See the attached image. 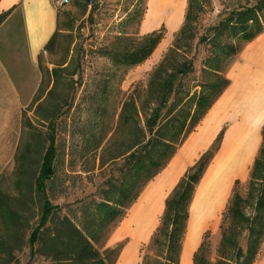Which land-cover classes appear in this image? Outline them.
Masks as SVG:
<instances>
[{"label":"trees","instance_id":"trees-1","mask_svg":"<svg viewBox=\"0 0 264 264\" xmlns=\"http://www.w3.org/2000/svg\"><path fill=\"white\" fill-rule=\"evenodd\" d=\"M92 1L86 0V9L94 6ZM135 1L134 11L120 23L121 31L114 37L112 47L99 51L111 70L98 79L96 90L79 102L86 55L76 46L71 49L75 31L59 29L58 16L57 30L38 56L40 69L43 53L54 56L61 39L68 42L65 54L51 60L53 67L46 71L52 86L33 100L36 125L24 112L26 140L19 148L13 175L16 195L0 189V264H18V254L27 248L31 256L49 258L56 264H116L113 256L118 249L101 252L98 247L106 243L113 226L124 219L144 188L168 166L229 87L226 71L232 59L264 31V0H260L253 7L230 12L210 29L209 35L200 36L199 20L207 0H188L183 26L174 35L171 48L149 73L147 84H138L125 95L117 120L108 123L116 71L145 63L164 38L163 30L143 36L128 34L127 28L138 24L144 14L145 0ZM9 14L0 15V26ZM197 39L209 47V54L201 79L190 86L185 79L194 72L190 52ZM73 109L72 136L78 143L77 151L98 156L101 167L123 163L117 167V175L107 181L99 199L82 202L75 210L68 206L63 213L64 208L53 203L50 192L60 156L59 123L64 117L70 118ZM261 135L262 145L250 172L247 196L234 194L227 207L224 219L229 225L221 226L215 264H254L264 243V126ZM211 159L209 153L202 155L167 198L160 225L141 264H181L190 205ZM248 204L254 207V217L244 211ZM246 231L249 237L244 254L240 237ZM207 239L208 233L193 255V264H213L207 257Z\"/></svg>","mask_w":264,"mask_h":264},{"label":"rangeland","instance_id":"rangeland-1","mask_svg":"<svg viewBox=\"0 0 264 264\" xmlns=\"http://www.w3.org/2000/svg\"><path fill=\"white\" fill-rule=\"evenodd\" d=\"M59 16V29H73L76 40L71 49L85 54L80 82L82 83L77 101L89 92L96 90L98 79L111 70L108 60L99 51L111 48L114 37L119 35L120 23L134 11L135 0H94V6L85 8L86 0H70L69 4L58 6L52 0ZM177 1V3H176ZM260 0H207V6L199 20L201 35H209L210 29L218 25L232 11L243 7H253ZM163 3L159 7L160 3ZM167 3L175 7L176 14H170ZM188 0H145L144 14L138 24L127 28L131 36H143L155 30H163L164 38L152 56L142 65L130 69H119L115 73V88L110 96L111 118L108 123L117 120L121 104L126 94L136 85H146L149 73L161 61L171 48L174 35L183 26ZM168 9V11H167ZM170 11V12H169ZM167 12V13H166ZM93 15V19L89 16ZM82 29L81 34H78ZM62 33H66L62 31ZM264 38L243 46L242 52H255L261 49ZM67 41L61 39L54 52L43 53L41 62L38 56L30 59L28 55H5L0 48V189L15 196L14 171L20 146L26 140L23 133V115L36 125L34 98L45 94L52 86L47 69L53 66L51 60H59L65 54ZM20 52V49H17ZM232 59L226 71V77L232 78L233 85L222 94L211 110L178 149L168 166L155 177L143 190L139 199L132 205L124 219L113 226L108 240L99 246L101 252L118 249L123 264H141L148 253L151 237L160 225L165 202L182 177L204 155H212L204 175L196 186L190 205V218L182 252L181 264H193V255L208 233L207 257L215 264L221 242V226L227 227L225 215L230 200L238 193L247 196L250 172L259 151L261 128L264 125V88L249 91L241 98L239 82L241 69L235 63L242 60L240 55ZM209 47L197 39L190 52L194 72L185 79L187 85H195L201 79L204 60ZM78 79V76L76 77ZM45 96V95H43ZM75 109L59 123L57 177L50 192L55 205L62 206L63 213L70 206L77 209L82 202L97 200L107 181L117 175V164L100 166V159L94 155H84L77 151L74 131ZM69 116V115H68ZM41 128V127H40ZM220 139L218 140L219 135ZM258 134L260 138L258 139ZM258 142V144H257ZM254 143L257 145L254 151ZM246 169L245 157L250 156ZM39 157H36V161ZM244 161V162H243ZM247 161V160H246ZM37 165V163H36ZM238 181V183H236ZM52 193L54 195H52ZM245 213L254 217V207L248 204ZM249 233L240 237V247L245 254ZM38 247V246H37ZM149 250V249H148ZM261 257L254 264H264V243L260 249ZM259 251V252H260ZM18 264H56L49 258L31 256L27 248L18 254ZM136 259V260H135Z\"/></svg>","mask_w":264,"mask_h":264},{"label":"crops","instance_id":"crops-1","mask_svg":"<svg viewBox=\"0 0 264 264\" xmlns=\"http://www.w3.org/2000/svg\"><path fill=\"white\" fill-rule=\"evenodd\" d=\"M6 12H10V14L6 21L0 26V48L3 50V54L9 56L25 54L28 55L30 59L37 57L57 30L58 11L54 6L53 1L0 0V15ZM261 38H264V31L255 38L252 43ZM18 48L20 49V52L17 51ZM240 58L242 60L240 62L238 60L235 63V66L239 65L241 69L242 78L240 79L239 86L240 89H243L241 91L242 98L243 95L245 96L249 91L258 90L260 87L264 88V42L257 54L255 52H248L245 54L244 50V52L241 53ZM228 79L230 81L229 87H231L233 85V80L230 75ZM259 138L260 136L258 134V139ZM256 147L257 145L254 143V151L256 150ZM252 154L253 153H250V156L245 157V162L243 161L244 169L247 168L249 158ZM123 252L116 264H123ZM260 257L261 251L255 263Z\"/></svg>","mask_w":264,"mask_h":264},{"label":"bare ground","instance_id":"bare-ground-1","mask_svg":"<svg viewBox=\"0 0 264 264\" xmlns=\"http://www.w3.org/2000/svg\"><path fill=\"white\" fill-rule=\"evenodd\" d=\"M160 1H161V0H160ZM176 3H177V1H176ZM162 4H163V3L161 2L160 5H159V7H161ZM167 7H168V8L170 7V4H169V3H167ZM169 10H172V13L170 14V18H172V17H173L172 15H175V14H176V9H175V7H170ZM167 11H168V9H167ZM169 12H170V11H169ZM166 13H167V12H166Z\"/></svg>","mask_w":264,"mask_h":264},{"label":"built area","instance_id":"built-area-1","mask_svg":"<svg viewBox=\"0 0 264 264\" xmlns=\"http://www.w3.org/2000/svg\"><path fill=\"white\" fill-rule=\"evenodd\" d=\"M70 0H56V5L63 6L69 4Z\"/></svg>","mask_w":264,"mask_h":264},{"label":"water","instance_id":"water-1","mask_svg":"<svg viewBox=\"0 0 264 264\" xmlns=\"http://www.w3.org/2000/svg\"><path fill=\"white\" fill-rule=\"evenodd\" d=\"M91 3L93 2L92 0H89Z\"/></svg>","mask_w":264,"mask_h":264}]
</instances>
